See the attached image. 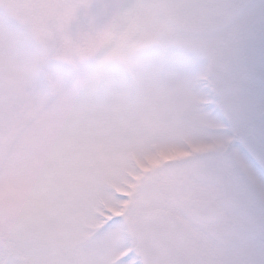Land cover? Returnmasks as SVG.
Wrapping results in <instances>:
<instances>
[{
  "label": "rangeland",
  "instance_id": "374dc122",
  "mask_svg": "<svg viewBox=\"0 0 264 264\" xmlns=\"http://www.w3.org/2000/svg\"><path fill=\"white\" fill-rule=\"evenodd\" d=\"M175 1L0 0V19L28 24L39 48L33 54L0 27V260L116 264L129 251L139 258L131 226L139 211L156 207L147 185L154 170L185 143L220 148L229 138L206 110L201 76L209 62L194 61L218 21L231 26L233 50L251 47L243 40L251 23H264V0L205 23L193 17L202 0ZM61 5L78 6L90 26L99 20L104 43L83 60L98 70L99 88H58L53 79L69 71L71 60L63 48L48 56L46 47L65 42L58 34L45 45L40 29L47 22L58 31L60 22L32 13ZM95 31L77 35L86 40ZM128 41L138 42L134 56L113 51ZM256 103L253 94L250 123L258 117ZM237 157L255 181L251 163Z\"/></svg>",
  "mask_w": 264,
  "mask_h": 264
},
{
  "label": "flooded vegetation",
  "instance_id": "af4514ba",
  "mask_svg": "<svg viewBox=\"0 0 264 264\" xmlns=\"http://www.w3.org/2000/svg\"><path fill=\"white\" fill-rule=\"evenodd\" d=\"M254 1L202 0L204 22L210 16L242 13ZM251 24L250 40H243V45H251L244 49L250 61L255 56L262 25ZM232 44L235 45L233 39ZM249 121L250 117L245 119L244 134L249 154L232 147L231 136L220 148L215 145L195 149L182 143L180 150L173 149L165 157L147 183L154 194V211H167L183 225L186 241L180 255L185 264H258L264 260V171L253 162L260 159L257 150L260 127L258 117ZM255 127H259L257 135ZM216 131L222 134L223 126ZM238 155L251 163L255 181L238 161ZM173 161L174 165L165 166ZM216 213L218 216L213 217Z\"/></svg>",
  "mask_w": 264,
  "mask_h": 264
},
{
  "label": "snow or ice",
  "instance_id": "6c2138e0",
  "mask_svg": "<svg viewBox=\"0 0 264 264\" xmlns=\"http://www.w3.org/2000/svg\"><path fill=\"white\" fill-rule=\"evenodd\" d=\"M89 14H91L90 11ZM32 15L46 16L48 19L60 22L58 31L49 28L47 22L40 29V38L45 45H48L52 38L58 34L63 37L65 42L61 46L46 47V54L48 56L59 55L63 48L64 53L71 60V67L67 73L53 76L57 87L66 88L70 85L83 88L101 87L103 79L97 78L98 70L83 63L84 58L91 50L100 48L104 43L105 34L99 27V20L96 25L90 26L87 15L82 14L78 6L75 5L56 6L51 12L35 10ZM0 27L12 31L18 39H22L24 49L33 52V54L39 52V48L33 42L32 31L28 24L21 26L5 16L0 19ZM89 27H95L96 31L90 32L86 40L79 38L77 33ZM232 38L233 33L229 24L222 21L214 23L207 32V40L203 45L204 55L194 63L199 64L204 59L208 60L209 71L201 76V79L207 84L206 110L222 123L223 134L233 138L232 147L238 148L245 154H249L244 142L245 115L249 107V100L253 94L255 95L260 127L257 144L260 159L253 162L264 171V23L261 25L255 46V56L251 61L243 48L239 52L233 50ZM137 44V41H128L113 51L125 57H132L135 55ZM137 66L143 69V61H138ZM15 184L16 180L12 178L10 186H15ZM145 244L151 245L153 250L159 247L154 238L145 241ZM125 247H130V245L125 244ZM136 255V251H129L128 255L117 261L116 264H128L129 261L132 264H174L173 261L165 259L162 254L153 258L134 260L133 257ZM0 264H16V261L0 260ZM258 264H264V260L259 261Z\"/></svg>",
  "mask_w": 264,
  "mask_h": 264
},
{
  "label": "water",
  "instance_id": "95a60500",
  "mask_svg": "<svg viewBox=\"0 0 264 264\" xmlns=\"http://www.w3.org/2000/svg\"><path fill=\"white\" fill-rule=\"evenodd\" d=\"M258 128H254L255 135L259 133ZM174 164V161L167 162L165 166L170 167ZM216 216L218 213L213 217ZM132 233L138 243L141 259L162 254L165 259L173 261L174 264H185L180 255V249L186 241L185 231L181 221L169 212L158 210L140 212L132 225ZM153 238L159 245L155 250L151 245L145 244V241Z\"/></svg>",
  "mask_w": 264,
  "mask_h": 264
},
{
  "label": "trees",
  "instance_id": "16d2710c",
  "mask_svg": "<svg viewBox=\"0 0 264 264\" xmlns=\"http://www.w3.org/2000/svg\"><path fill=\"white\" fill-rule=\"evenodd\" d=\"M176 3H178V2H180V0H176L175 1ZM192 2V0H188V3H191ZM179 4V3H178ZM196 7V6H195ZM197 7H199L198 9H197V11H196V14L193 16L194 18L196 17V20L198 21V22H203V23H205L204 22V19H203V15H201V10H203V6H201L200 4H198V6ZM201 15V17H202V19L200 18V17H198V16H200ZM197 29H199V28H194L193 30H197Z\"/></svg>",
  "mask_w": 264,
  "mask_h": 264
}]
</instances>
